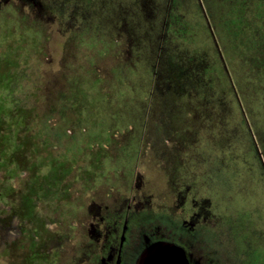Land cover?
Instances as JSON below:
<instances>
[{"label":"rangeland","instance_id":"obj_1","mask_svg":"<svg viewBox=\"0 0 264 264\" xmlns=\"http://www.w3.org/2000/svg\"><path fill=\"white\" fill-rule=\"evenodd\" d=\"M196 1L175 3L193 20ZM172 11L171 0H0V264H66L99 211L136 202L134 218L168 222L187 197L209 228L239 213L264 244V46L234 53L227 80L210 36L164 37ZM166 40L176 58L164 64ZM194 51L216 64L211 84Z\"/></svg>","mask_w":264,"mask_h":264},{"label":"flooded vegetation","instance_id":"obj_2","mask_svg":"<svg viewBox=\"0 0 264 264\" xmlns=\"http://www.w3.org/2000/svg\"><path fill=\"white\" fill-rule=\"evenodd\" d=\"M185 201L187 210L180 219L168 222L163 221L159 212L134 218L142 213L136 202L128 205L125 211L118 209L111 213L107 210L108 216L99 211L89 222L90 239H81L65 254L66 264H79L81 254L88 251L87 264H146L145 258L153 261L155 255L160 260L161 257L177 259L180 256L184 264H264L263 241L246 228L242 214L224 212L216 222L218 227L209 228L211 224L203 222L205 217L204 220L200 218L202 214L195 208V199L190 202L187 197L183 203ZM104 222L107 233L102 235L97 227ZM220 235L224 239L222 245Z\"/></svg>","mask_w":264,"mask_h":264},{"label":"trees","instance_id":"obj_3","mask_svg":"<svg viewBox=\"0 0 264 264\" xmlns=\"http://www.w3.org/2000/svg\"><path fill=\"white\" fill-rule=\"evenodd\" d=\"M178 1L179 0H173V11L171 13V18L173 19L171 21H174L176 24L166 25L167 29L165 30L164 37L174 36L179 40L190 39V42L192 41L191 43L195 44L198 41V36L205 38L206 36H210L211 44L217 53V61L219 62V66L223 68L227 80H229L227 76L229 74L226 72L225 62H229V59H232L234 53L237 52L243 55V57H246L247 54L250 55L252 52L255 53L254 49H257V46H264V0H197L196 2L199 5L197 8L198 18L193 20L187 18L189 15L185 9L178 6V4L176 5L175 2ZM166 20H168V18ZM194 21H198L197 25L193 24ZM250 30L259 32V43L258 41L254 43L252 40L253 37L247 36ZM254 36L257 35L254 34ZM169 42L170 41L167 42V40L164 41L161 47L164 64L167 61L168 63H172V60L176 58V53L173 52V50L172 53L168 52V50L171 49V46L168 44ZM179 48L180 47H177L180 51L178 54L182 52L187 53V51H189L184 48ZM194 52L196 53V60L200 62L197 69L199 77L205 74L209 84H211L215 76L211 78V73L209 71L211 68L214 69L216 64L205 66L203 64L205 60L203 57L204 55L200 54L199 51ZM256 53H258V51H256ZM197 55H200V57ZM188 58V56H181L182 62L185 63ZM193 82L196 83L198 81H195L194 78ZM65 104L66 107H69L66 101ZM71 107L74 111L75 108H77L74 106ZM72 109L70 108L71 111H73ZM39 120L43 128L50 130V124L46 125L47 123H44L46 118L43 119L40 116ZM46 133L48 132L46 131ZM58 135H61V132H57V136Z\"/></svg>","mask_w":264,"mask_h":264},{"label":"water","instance_id":"obj_4","mask_svg":"<svg viewBox=\"0 0 264 264\" xmlns=\"http://www.w3.org/2000/svg\"><path fill=\"white\" fill-rule=\"evenodd\" d=\"M161 258L162 259L160 260L158 259V256L155 255V259H153V261L147 260L145 258V262L146 264H184V261L182 260L180 256L177 259L164 258V257H161Z\"/></svg>","mask_w":264,"mask_h":264}]
</instances>
